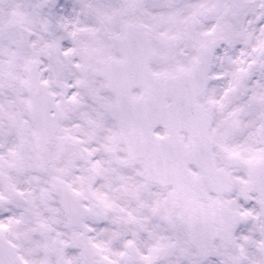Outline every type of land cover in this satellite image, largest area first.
Here are the masks:
<instances>
[{"label":"snow or ice","instance_id":"1","mask_svg":"<svg viewBox=\"0 0 264 264\" xmlns=\"http://www.w3.org/2000/svg\"><path fill=\"white\" fill-rule=\"evenodd\" d=\"M0 264H264V0H0Z\"/></svg>","mask_w":264,"mask_h":264}]
</instances>
